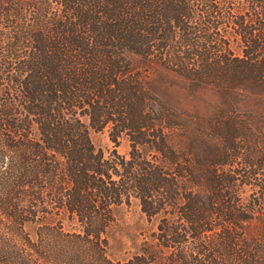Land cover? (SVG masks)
I'll return each mask as SVG.
<instances>
[{"label":"trees","instance_id":"obj_1","mask_svg":"<svg viewBox=\"0 0 264 264\" xmlns=\"http://www.w3.org/2000/svg\"><path fill=\"white\" fill-rule=\"evenodd\" d=\"M0 264H264V0H0Z\"/></svg>","mask_w":264,"mask_h":264},{"label":"rangeland","instance_id":"obj_2","mask_svg":"<svg viewBox=\"0 0 264 264\" xmlns=\"http://www.w3.org/2000/svg\"><path fill=\"white\" fill-rule=\"evenodd\" d=\"M198 96L207 97L208 95L207 92L200 91ZM168 97L169 99H176L186 109L194 102L191 96L176 89H170ZM89 136L96 149L105 151L112 145L108 139L106 129L101 131L90 130ZM116 150L120 154H126L128 143L124 137L120 138ZM151 229V223L145 219L135 200H132L128 205L121 204L117 206L114 210V221L107 230L106 253L108 258L116 261L129 257L137 250L142 234L149 232ZM30 234L32 236V232Z\"/></svg>","mask_w":264,"mask_h":264}]
</instances>
